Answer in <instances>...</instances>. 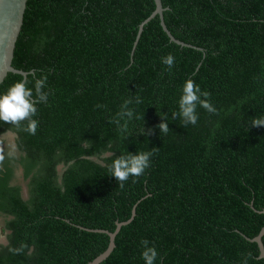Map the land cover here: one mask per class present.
<instances>
[{"label": "trees", "instance_id": "16d2710c", "mask_svg": "<svg viewBox=\"0 0 264 264\" xmlns=\"http://www.w3.org/2000/svg\"><path fill=\"white\" fill-rule=\"evenodd\" d=\"M161 1L167 28L194 46L170 41L158 15L137 37L154 0H27L12 65L30 88L46 75L50 95L36 105V134L17 133L18 159L0 171V264H88L109 243L95 229L131 217L99 264H144V239L155 264H264L250 240L264 225V127L250 125L264 118V0ZM22 78L8 72L0 93ZM188 79L217 113L198 106L183 127L171 116ZM136 96L121 133L109 121ZM147 151L149 168L123 188L108 175L116 156ZM17 166L26 198L11 182Z\"/></svg>", "mask_w": 264, "mask_h": 264}, {"label": "clouds", "instance_id": "9594fccd", "mask_svg": "<svg viewBox=\"0 0 264 264\" xmlns=\"http://www.w3.org/2000/svg\"><path fill=\"white\" fill-rule=\"evenodd\" d=\"M161 62L171 70L175 63V58L171 54H168L161 58ZM28 83L27 80L14 82L3 93H0V123L9 126L0 133V171L4 170L5 161L9 163V166H13L18 159L19 145L16 140L17 133L36 134L38 127V121L34 119L38 113L36 105L46 102L50 95L48 91H45L47 83L46 75L36 79L31 88L28 87ZM209 95L207 91H201L193 80H186L183 83L181 95L178 99V112H174L171 119L176 120L179 118L183 127H187L189 124L195 126L198 120L196 112L198 106L209 113L216 114L217 109L210 103L208 99ZM141 102L139 96H136L134 99H125L116 117L109 122L115 123L119 132H127L128 121H131L134 117V110L128 106ZM96 107L105 106L98 104ZM159 115L162 122L156 127H158L160 134L167 135L169 133L167 123L169 116L167 113H160ZM122 120L124 121L123 124H121ZM250 125L253 127H264V118H254ZM151 131V129H148L147 133H142L148 135ZM153 154L154 151H147L116 156L112 159L111 164L108 165V175L114 177L119 187L123 188L124 183L130 177H140L144 174L145 170L150 166ZM108 155L111 157L113 153H109ZM16 171L19 174L22 169L17 166ZM140 243L143 247L141 258L144 264H155L158 255L155 247L149 246V241L146 239L141 240ZM24 247L26 245L21 244L19 248L12 251L18 254L23 251ZM243 264H247V259L244 260Z\"/></svg>", "mask_w": 264, "mask_h": 264}, {"label": "water", "instance_id": "95a60500", "mask_svg": "<svg viewBox=\"0 0 264 264\" xmlns=\"http://www.w3.org/2000/svg\"><path fill=\"white\" fill-rule=\"evenodd\" d=\"M154 2H155V8L153 9V11L139 24L137 37L141 33L144 24H146L150 19H152L156 15H158L160 20V25L167 34V36L169 37L170 41H173L177 44L184 46H194L192 44L181 41L173 36V34L167 28L163 17V11L166 7L162 5L161 0H154ZM26 3L27 0H0V83L2 82V80L7 75L8 72L21 74L23 76L22 80L26 79V75L28 73V71L15 68L12 65L15 42L17 40V36L20 32L23 23V16L26 8ZM135 44L136 41L134 42V46ZM134 212H135V206L132 209V216L134 215ZM130 219L123 222H117V226L114 231L95 229V231L106 232L109 235V243L106 249L102 251L100 254H98L96 257H94L91 261H89L88 264H99L110 254L113 247L115 246L114 238L116 232L123 223L128 222ZM263 234H264V225L261 227L259 232L254 237L250 238V240L255 241L257 243L259 250L258 256L264 259V244L261 239Z\"/></svg>", "mask_w": 264, "mask_h": 264}, {"label": "rangeland", "instance_id": "374dc122", "mask_svg": "<svg viewBox=\"0 0 264 264\" xmlns=\"http://www.w3.org/2000/svg\"><path fill=\"white\" fill-rule=\"evenodd\" d=\"M12 184L15 183H20L23 187V193H26V186H25V180L22 177L21 172L19 174H17V171L15 173V177L13 178V180L11 181ZM2 225H3V214H0V243H5V232L2 230Z\"/></svg>", "mask_w": 264, "mask_h": 264}, {"label": "flooded vegetation", "instance_id": "af4514ba", "mask_svg": "<svg viewBox=\"0 0 264 264\" xmlns=\"http://www.w3.org/2000/svg\"><path fill=\"white\" fill-rule=\"evenodd\" d=\"M21 153H22V151H21ZM22 154H24V153H22ZM60 167H61V166H58L57 169L60 170ZM21 195H22L23 198H26L27 191H26V193L24 194V193H23V187H22Z\"/></svg>", "mask_w": 264, "mask_h": 264}]
</instances>
